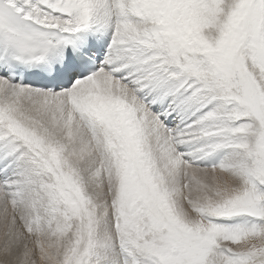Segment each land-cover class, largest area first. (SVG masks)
<instances>
[{
	"label": "snow or ice",
	"instance_id": "6c2138e0",
	"mask_svg": "<svg viewBox=\"0 0 264 264\" xmlns=\"http://www.w3.org/2000/svg\"><path fill=\"white\" fill-rule=\"evenodd\" d=\"M0 264H264V0H0Z\"/></svg>",
	"mask_w": 264,
	"mask_h": 264
}]
</instances>
